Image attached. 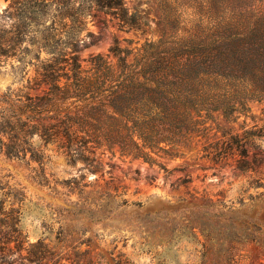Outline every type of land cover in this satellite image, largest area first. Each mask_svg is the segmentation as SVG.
<instances>
[{
    "label": "trees",
    "instance_id": "trees-1",
    "mask_svg": "<svg viewBox=\"0 0 264 264\" xmlns=\"http://www.w3.org/2000/svg\"><path fill=\"white\" fill-rule=\"evenodd\" d=\"M6 2L0 12V75L9 67L20 86L0 94V155L41 168L44 148L51 145L71 162L90 166L109 153L167 176L162 160L199 143L201 160H231L242 172L255 166L247 147L263 142L264 128H247L245 121L253 119L249 104L264 101V13L253 25L218 23L200 40L170 37L167 32L176 33L178 26L164 22L157 40L115 39L106 54L82 58L91 37L88 24L96 17L114 22L120 32L141 31L139 15L125 0ZM240 117L237 131L217 123L220 118L235 124ZM7 188L0 183V264H60L41 241L22 236L24 195ZM194 200L200 220L192 229L203 235L212 226L202 219L227 218L219 227L229 230L232 244L242 241L250 222L238 221L239 209L219 199Z\"/></svg>",
    "mask_w": 264,
    "mask_h": 264
},
{
    "label": "rangeland",
    "instance_id": "rangeland-1",
    "mask_svg": "<svg viewBox=\"0 0 264 264\" xmlns=\"http://www.w3.org/2000/svg\"><path fill=\"white\" fill-rule=\"evenodd\" d=\"M125 2L139 15L141 31L120 32L114 22L96 17L88 24L91 37L82 58L106 54L115 39L157 40L164 22L178 26L168 36L200 40L218 23L253 25L264 13V0ZM6 5L0 0V12ZM19 86L7 67L0 75V94ZM249 107L253 119H246V127L264 128V101ZM243 120L226 124L218 118L217 123L237 131ZM198 150L199 143L178 151L173 160L163 159L170 171L166 176L155 166L117 155L111 159L109 153L86 166L48 145L41 168L0 155V183L24 195L18 225L22 236L29 243L41 241L54 259L61 258L60 264H264V140L247 147L248 159L254 155L258 161L244 172L231 160L217 165L201 160ZM194 197L223 200L239 209L238 221L250 222L242 241L232 244L229 230L219 227L227 218L202 219L212 226L203 235L192 229L200 220ZM155 223L161 227L148 228Z\"/></svg>",
    "mask_w": 264,
    "mask_h": 264
}]
</instances>
